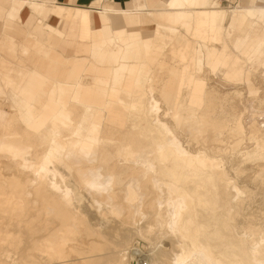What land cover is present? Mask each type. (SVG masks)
<instances>
[{
  "label": "bare ground",
  "instance_id": "obj_1",
  "mask_svg": "<svg viewBox=\"0 0 264 264\" xmlns=\"http://www.w3.org/2000/svg\"><path fill=\"white\" fill-rule=\"evenodd\" d=\"M158 5L138 26L117 12L92 29L82 11L61 45L45 24L43 42L0 41V264H264V231L236 223L251 195L221 154L245 125L219 91L245 85L264 104V0ZM258 123L247 136L264 162Z\"/></svg>",
  "mask_w": 264,
  "mask_h": 264
},
{
  "label": "crops",
  "instance_id": "obj_2",
  "mask_svg": "<svg viewBox=\"0 0 264 264\" xmlns=\"http://www.w3.org/2000/svg\"><path fill=\"white\" fill-rule=\"evenodd\" d=\"M1 1H4L7 4V6L5 3H4L5 5L4 4L1 5V3H3ZM7 1H9V3ZM7 1L6 0H0V2H1L0 3V32L2 33V34L0 33V37L2 38V39H0V41L5 39L6 34H7V36H12V37L14 36L13 37L14 40L18 41V43L21 41V39L23 40V38L27 37L28 35L33 36V37H35L38 40L43 42L47 39V34H46L47 29L45 26V25H47V26H51V27L56 28L58 31H60L63 34V36L59 42V45H61L66 40L73 41L76 38V35L78 34L79 29H80V18H81L82 11L88 12L87 15L89 18L90 27L92 29H97V28L101 27L103 19H105L107 17L110 18V16L112 17V15L113 16L116 15L117 12H118V14L120 13L119 19L125 25L138 26L141 24L145 13L147 11H151L152 9H154V10H155V8L157 9V7L159 6L158 4L159 3L161 4L164 0H161V2H160V0H131V2L128 3L126 7H121L123 5H120V4L125 3L128 0H109V1L108 0H55V2H54V0H45V1H43V0H39V1L38 0H31V1L30 0H16V1L15 0H7ZM25 1H26V3H25ZM29 1H30V3H29ZM98 1L99 2L101 1L100 4ZM211 1L212 0H203V3L205 5H207ZM249 1L258 2L259 0H249ZM10 2L12 4H10ZM14 2H16V3H14ZM94 2L96 3V5ZM17 3L19 4V6L20 5H22V6L18 7ZM23 3L25 5H27L29 8L27 6L24 7ZM31 3H33L35 5H33ZM40 3L43 5L41 6ZM113 3H119L120 6H115ZM16 4H17V7H13V6H16ZM29 4H31V5H29ZM37 4L39 6H36ZM8 6L9 7L11 6L10 7L11 10ZM61 6H62V8H61ZM96 7H98V8H96ZM139 7H140V10H139ZM17 8H18V11H19V8H21L20 9L21 11L22 10L24 11L25 9H27L28 12L26 13V15L23 16L22 15L23 11L18 12ZM34 8H35V10H34ZM66 8H68L67 11L68 10L71 11L70 9H72V8H74V9H72V12L70 14L69 11L65 12ZM144 8H145V10H143ZM38 9H40V10L38 11ZM62 9H64L63 12H62ZM13 10L15 12V13L13 12L14 14L11 12ZM115 11H116V13H115ZM16 12H17V14H16ZM58 12H60V16L62 15L64 17V19L62 16L61 17L59 16ZM64 12L67 13L66 14L67 17H65ZM132 12H134V13H132ZM142 12H143V15H142ZM9 14L13 15L12 19L9 17L10 16ZM7 15L10 19L6 18ZM50 15L56 19L55 23L47 21V19ZM3 20H5L4 22L8 21V22H6L7 24H5V26H4ZM11 20H14V21H11ZM18 20H19V22H18ZM9 21H11L10 22L11 24L9 23ZM8 23H9V25H8ZM20 23H23L24 25H22V24L20 25ZM15 24H17V27L15 26ZM43 24H45V25H43ZM60 25H61V27H60ZM3 26H4V28H3ZM18 26H19V28H18ZM5 27H7V30ZM42 27H44V28H42ZM2 29H4L5 31ZM12 29H15V31H17V33ZM23 29H25V30H23ZM18 30H19V34H18ZM10 31H11V33H10ZM24 31L27 33H25ZM7 32H9L10 34ZM23 32L25 33L24 35H23ZM12 33L13 34L16 33V35H12ZM20 33H21V35H20ZM26 34H27V36H26ZM22 36H23V38H22Z\"/></svg>",
  "mask_w": 264,
  "mask_h": 264
},
{
  "label": "rangeland",
  "instance_id": "obj_3",
  "mask_svg": "<svg viewBox=\"0 0 264 264\" xmlns=\"http://www.w3.org/2000/svg\"><path fill=\"white\" fill-rule=\"evenodd\" d=\"M218 1H219L220 5L223 8L227 9V10L232 9V7L234 5H236V4H238L239 1H240V4L245 2V0H218ZM130 2H131V0H128L127 2L122 3L120 5H123L121 7H126L127 4L130 3ZM113 4L115 6H120L119 3H113ZM27 12H28L27 9H25L22 12V15L23 16L26 15ZM47 21L55 23L56 19L53 16L50 15L48 17ZM20 24L24 25L23 23H20ZM152 28H153L152 24H148V25H146L144 27L145 30H151ZM211 82L213 84V80H211ZM254 83L256 84L257 87L260 86V89L258 90V95L263 94V92H264L263 91V89H264V79L258 77L257 79L254 80ZM246 90L247 89L245 88V85H240V84L239 85H230V84L226 85V83H225V84H220L219 85L220 93L221 94L225 93L228 98L230 96L229 99L231 101L233 100V102H236V105L238 107V111H240V114H241V120H243L242 121L243 122V126L245 125L244 126L245 135L243 133L244 136L242 135V140H241L240 145H239V147H238V149L236 151V155L233 154V156H231V154L229 152H227V153L225 151H223L224 153L222 152V154H221L222 159H223L222 168H224V170L226 171V173H227V175H228V177H229V179L231 180L232 183L236 184L239 188L241 186V188L248 190L250 192V195H251L249 198H246V196L243 195V194L241 195L242 200H243V204H242V208L240 210V213L238 214L239 217L238 216H237L238 218L236 217V219H237L236 223L238 224L239 227L240 226L244 227L247 224V222L250 221L252 223H255V226L257 225L256 227H258V225H259L258 228L261 229L262 231H264V229H263L264 228V216H263V214H264V190H261L262 187L259 186L260 185V180L263 179L264 162L259 160L257 157H256L257 158L256 159L255 156H254V158H253V156H251V154H253V148L254 147H252L253 146V142L250 139H248V136H247L248 135V131H249V128H247V127H250V125L253 122L256 121L258 123L260 121V123H258V124H261V122H262V124L264 123V120H263L264 119V115L262 116V114H264L263 113L264 112V104H262V105L255 104L254 97H252L251 94L249 95V93ZM231 95H232V97H231ZM238 95H240V96H238ZM233 96L235 97V99H233ZM238 97H239V99H238L239 101L237 100ZM2 106L3 107L6 106L5 108H8L7 104H3ZM161 114H162V109H161ZM253 119H255V120L253 121ZM251 121H253V122H251ZM182 136H180V142L182 143V145L183 144L185 145V146L183 145L184 147L188 148L189 144H188V141H187V137L185 136V138H184V135H182ZM226 144L228 145V142H226V143L223 142L222 146L226 147L227 146ZM247 146H249V147H247ZM244 149L246 151H244ZM244 152H246V153H244ZM243 155H245V156H243ZM258 164H259V166H258ZM253 215L254 216L257 215L256 218L257 217L258 218L255 219V217ZM245 219H247V220H245ZM243 224H245V225H243ZM165 240L166 239H163L162 241H160L161 244L164 243L163 245L160 244V247H162V246H164L166 244L165 242H167V241H165ZM158 244H159V242H158ZM158 244H156L155 247H157ZM149 255H150V253H149ZM141 258L145 259L144 260L145 262H148V260H146L145 256H142Z\"/></svg>",
  "mask_w": 264,
  "mask_h": 264
}]
</instances>
